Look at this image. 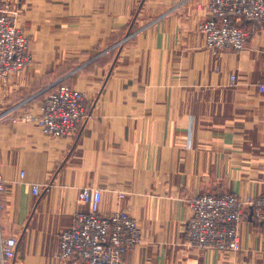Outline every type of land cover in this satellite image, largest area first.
Instances as JSON below:
<instances>
[{
    "label": "crops",
    "instance_id": "0c3cea01",
    "mask_svg": "<svg viewBox=\"0 0 264 264\" xmlns=\"http://www.w3.org/2000/svg\"><path fill=\"white\" fill-rule=\"evenodd\" d=\"M9 1L33 61L0 83V115L39 110L58 81L85 94L89 115L62 138L0 120V216L18 240L14 264H65L58 234L86 209L84 186L102 189L103 213L138 219L142 241L125 264H264V226L250 206L239 252L185 241L188 197L264 195V24H246L241 52L214 53L199 30L210 0Z\"/></svg>",
    "mask_w": 264,
    "mask_h": 264
},
{
    "label": "built area",
    "instance_id": "2783aa9c",
    "mask_svg": "<svg viewBox=\"0 0 264 264\" xmlns=\"http://www.w3.org/2000/svg\"><path fill=\"white\" fill-rule=\"evenodd\" d=\"M207 18L199 24L205 36V48L214 53L241 52L249 37L246 24H264V0H210ZM19 11L9 0H0V83L24 71L33 61L30 40L19 22ZM231 75V80H235ZM264 90V83L260 84ZM12 110L0 115L15 122L36 124L48 136L62 138L73 135L77 124L89 117L85 94L67 84L47 93L39 110L12 115ZM24 172H22V176ZM40 194V185L32 187ZM7 182L0 168V214L6 209ZM102 189L84 186L77 202L86 209L73 217L72 226L60 231L59 257L65 264L73 258L83 264H125L126 253L142 241L138 219L126 210L105 214L100 209ZM190 215L185 241L189 247L237 253L241 250V223L245 208L264 226V195L239 197L233 192L221 195L204 193L186 199ZM18 240L4 234L0 216V264H14Z\"/></svg>",
    "mask_w": 264,
    "mask_h": 264
},
{
    "label": "trees",
    "instance_id": "16d2710c",
    "mask_svg": "<svg viewBox=\"0 0 264 264\" xmlns=\"http://www.w3.org/2000/svg\"><path fill=\"white\" fill-rule=\"evenodd\" d=\"M62 84H66V83H65L64 81H58V82H56L53 86L49 87L48 89H46V90L44 91V93H43V97H44L47 93L56 90V89H57L60 85H62Z\"/></svg>",
    "mask_w": 264,
    "mask_h": 264
},
{
    "label": "rangeland",
    "instance_id": "374dc122",
    "mask_svg": "<svg viewBox=\"0 0 264 264\" xmlns=\"http://www.w3.org/2000/svg\"><path fill=\"white\" fill-rule=\"evenodd\" d=\"M18 10V9H17ZM68 85V84H67Z\"/></svg>",
    "mask_w": 264,
    "mask_h": 264
}]
</instances>
